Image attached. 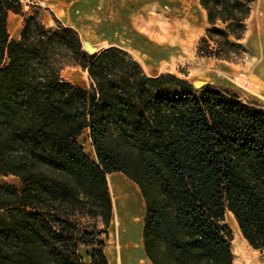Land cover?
<instances>
[{
  "label": "trees",
  "instance_id": "1",
  "mask_svg": "<svg viewBox=\"0 0 264 264\" xmlns=\"http://www.w3.org/2000/svg\"><path fill=\"white\" fill-rule=\"evenodd\" d=\"M253 2L198 0L209 26L198 51H240ZM9 12L22 14L20 0H0V177L20 188L0 183V264H108L114 172L141 194L151 264H232L226 211L264 252V107L150 76L118 47L90 54L74 28L37 13L10 39ZM68 65L86 70L89 88L61 78ZM85 130L95 161L76 141Z\"/></svg>",
  "mask_w": 264,
  "mask_h": 264
},
{
  "label": "rangeland",
  "instance_id": "2",
  "mask_svg": "<svg viewBox=\"0 0 264 264\" xmlns=\"http://www.w3.org/2000/svg\"><path fill=\"white\" fill-rule=\"evenodd\" d=\"M59 1L61 0L57 2L50 0H20L22 14L37 13L43 24L47 27L55 25V20H58L60 23L74 28L78 33L83 49L90 54L110 46L118 47L136 59L144 71L150 76H156L166 72L173 73L189 81L195 88L209 85L219 90L229 91L243 102H250L264 107V80L257 79V76L252 72L247 76L240 74L247 64L255 67L261 64L258 60L259 58H256V51L258 50L257 47L259 44L257 42L259 34L257 33L258 14L261 12L257 8L256 0H254L250 15L245 21L246 31L239 40L242 49L223 58L204 56L198 51L199 39L204 35L209 26L206 21L205 11L203 12L198 0H192L191 20L196 28V35L192 47V61H176L173 65L165 67H161V61L167 60L174 50L158 46L133 30L130 32L131 36L125 34L124 27L120 23L123 24V18L125 16L128 18L131 17L132 12L121 11V17L114 16L113 20L115 22L112 23L109 21L110 18H107L108 14L99 10L98 22H95L91 20L95 19L98 14L96 7L102 1L106 5L107 0H65L62 3H59ZM149 1L151 0L140 1L134 6V11L139 10L140 7ZM159 6L162 8L167 6L168 9L172 8L176 12L181 9L178 2H168L167 0H160ZM81 11L82 13H80ZM22 14L8 13L7 30L10 39H14L20 34L23 24ZM122 41L126 43H121ZM194 63L212 64L214 66L213 70L217 72L207 71L202 73ZM60 76L74 85L89 88L90 81L87 77V72L79 65L65 66L61 69ZM76 141L82 147L84 153L91 160L95 161L96 158L93 149L91 150L92 152L88 149V144L91 145V143L87 131H83L76 138ZM107 181L113 212L106 231L101 234V237L104 238L103 251L107 262L108 255L109 257H113L114 263L117 264L116 259L120 251L123 260L122 264H141V262L143 264H151L148 262L149 260L144 253L142 245L144 202L138 187L121 172H114L107 175ZM0 183L10 184L17 189L20 188L18 178L12 175L0 177ZM225 213L223 223L230 229L233 240L232 228L234 223L230 217V212L226 211ZM89 220L91 219H80L81 222H87ZM102 227L99 223L98 228ZM118 243L121 244V249L119 250L116 247ZM135 245L137 248H135ZM108 247H111V251H107ZM85 251V248L79 247V253L88 262V259L85 257ZM246 252L248 256L257 259V264H264V252L253 249L248 243L246 244Z\"/></svg>",
  "mask_w": 264,
  "mask_h": 264
},
{
  "label": "bare ground",
  "instance_id": "3",
  "mask_svg": "<svg viewBox=\"0 0 264 264\" xmlns=\"http://www.w3.org/2000/svg\"><path fill=\"white\" fill-rule=\"evenodd\" d=\"M52 2H57L58 0H50ZM65 0L59 1L62 3ZM105 5L102 1L99 6L96 7L97 13L102 11L107 13L110 18V22L114 23V16L121 17L120 12H132L131 17L123 16L124 22L123 25L125 34L131 36L130 32L132 30L137 34L145 37L147 40L152 43L162 46L164 48H169L174 50L172 55L167 59L161 61V67L168 65H173L176 61L190 60L192 61V47L194 38L196 35V28L194 27L191 21L192 13V2L191 0H167L168 2H178L180 6V11L168 9L167 6L163 8L159 6L160 0L149 1L145 5L139 8V10L134 11V6L142 0H107ZM99 2V1H98ZM58 10V9H57ZM179 10V9H178ZM82 13V11L80 12ZM96 14V13H95ZM125 15V14H124ZM99 13L91 21L98 22ZM119 23V22H118ZM130 24V25H129ZM133 39V38H132ZM134 40V39H133ZM121 43H126L122 41ZM257 55L256 58L262 64H258L257 67L253 65H246L243 69V72H240L242 76H247L249 73H254L257 76V79L264 80V36L258 41ZM262 61V62H261ZM202 73L205 72H217L214 69L212 64L208 63H194ZM220 73V72H218ZM198 74V72H197ZM241 78V77H240ZM88 149L92 152L91 145L88 144ZM109 179V178H108ZM110 181V180H109ZM128 190V189H127ZM113 213V212H112ZM230 217L233 220L232 235L233 240L231 243L232 252L234 255L233 264H257V259L252 256H248L246 252V241L241 236V233L238 229L237 223L230 213ZM133 245V244H132ZM117 249H121V244H116ZM135 248L136 245H135ZM107 251H111V247H108ZM107 254V253H106ZM108 257L109 264H115L113 257ZM117 264H122V257L119 251L117 255ZM115 260V261H116ZM149 262V261H148ZM143 264V262H141Z\"/></svg>",
  "mask_w": 264,
  "mask_h": 264
},
{
  "label": "crops",
  "instance_id": "4",
  "mask_svg": "<svg viewBox=\"0 0 264 264\" xmlns=\"http://www.w3.org/2000/svg\"><path fill=\"white\" fill-rule=\"evenodd\" d=\"M191 2H192V5H193V1L192 0H191ZM255 3L257 4V8L261 11L258 14V17H259V20H258V32H257V33H259L258 37H257V39H258L257 42H258L260 40V38L262 36H264V0H256ZM203 12H204V10H203ZM18 37L14 38V39H18ZM256 53H257V51H256ZM85 131H87V133H88V130H85Z\"/></svg>",
  "mask_w": 264,
  "mask_h": 264
}]
</instances>
